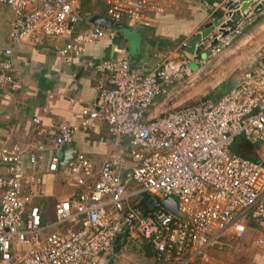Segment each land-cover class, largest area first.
I'll return each instance as SVG.
<instances>
[{"label": "built area", "instance_id": "built-area-1", "mask_svg": "<svg viewBox=\"0 0 264 264\" xmlns=\"http://www.w3.org/2000/svg\"><path fill=\"white\" fill-rule=\"evenodd\" d=\"M77 2L0 0L12 12L9 42L36 36L62 38L66 43L57 53L69 62L82 53L85 43L116 35L115 30L95 24L75 30L80 20ZM101 2L106 18L120 23H142L147 11L156 8L150 0ZM252 14V9L245 12L226 34H210L204 44L206 56L226 48L250 24ZM196 58L189 53L157 57L143 72L134 71L124 56L96 66L108 73L111 87H98L92 108L82 109L79 127L89 128L99 119L114 145L122 137L127 139L129 152L127 161L113 153L98 169L81 153L66 164L62 177L82 190L55 204L51 222L79 223L78 227L46 231L49 224L44 225L39 208L30 205L34 178L25 176L18 146L0 147V161L6 165V175H0V264L12 260L97 264L100 255L111 253L120 233L146 241L156 260L191 264L223 236H245L248 223L264 227V159H250L233 150L239 137L255 153L264 146V54L253 71L245 72L216 98L201 97L155 113L156 98L163 95L159 103L163 102L189 79L193 72L189 64ZM13 72L11 49L6 47L0 52V89L13 84ZM76 130L77 126L59 124L56 149L71 143ZM29 160L35 162L33 156ZM58 160V154L50 158L49 171H56ZM123 172L129 173L124 180ZM127 180L139 190L127 191ZM24 181L30 183L26 193ZM138 193L171 197L179 215L159 206L142 211L133 202ZM248 246L264 255V235L253 232Z\"/></svg>", "mask_w": 264, "mask_h": 264}, {"label": "crops", "instance_id": "crops-1", "mask_svg": "<svg viewBox=\"0 0 264 264\" xmlns=\"http://www.w3.org/2000/svg\"><path fill=\"white\" fill-rule=\"evenodd\" d=\"M227 1L229 0H150L156 8L147 11L146 21L122 22L121 30H115L116 35L113 38L104 36L85 43L82 53L73 56L69 62L57 53L58 48L66 43L62 38L36 36L10 43L8 31L12 12L8 6L0 3V52L10 47L14 67L13 84L0 89V147L18 146L24 174L34 178V193L30 205H36L40 210L41 222L44 225L49 224L46 231H62L79 226V223L53 225L51 222L55 204L82 190L81 186L65 180L62 171L48 170L50 158L59 155L60 148L56 149L54 145L59 124L77 126L68 145L76 150V153L87 157L95 169L113 153H120L126 161L128 159L127 139L122 137L120 142L114 145L107 126L101 120H95L89 128L79 127L82 109L92 108L98 87H111L108 73L96 66L102 61L124 56L128 58L134 71L143 72L148 70L157 57L176 58L179 54L186 55L187 46L183 48L181 44L188 45L206 22L213 17L221 16L224 13L223 5ZM77 5V13L86 12L88 15L106 17L101 0H78ZM78 16L80 20L76 23L75 30H82L88 24H92L87 18ZM263 20L264 7L254 11L249 19L250 24L253 23L255 26ZM259 55L260 53L257 57ZM196 59V63L191 64L197 65L204 60L199 56ZM203 68L197 65L193 71ZM244 73L232 80L217 96L241 79ZM163 97L162 95L160 99L156 98L155 102L159 103ZM35 118L38 120L37 123L33 121ZM236 143L241 155L246 154L249 149L254 150V147L241 137L237 138ZM263 151L264 146L261 147L259 154L256 152L254 155L253 151L254 159H264V156H261ZM31 156L35 158L33 163L29 160ZM5 167L6 165L0 161V175H6ZM23 183V191L26 193L30 183L27 181ZM126 184L127 191H135L126 187ZM138 200L134 198V204L137 205ZM253 232L264 235V227L248 223L246 234L250 237ZM225 237L228 236L221 239ZM223 246L231 249L229 243L220 245L219 241L191 264H228L212 258ZM248 251L250 252V249ZM110 255L111 253L100 255L97 264H107ZM250 255L254 264H264L262 253L254 251L250 252ZM249 263L250 258H247L244 264ZM9 264L17 263L12 260ZM112 264L173 263L156 260L151 246L143 239H130L124 235L121 248L114 256Z\"/></svg>", "mask_w": 264, "mask_h": 264}, {"label": "rangeland", "instance_id": "rangeland-1", "mask_svg": "<svg viewBox=\"0 0 264 264\" xmlns=\"http://www.w3.org/2000/svg\"><path fill=\"white\" fill-rule=\"evenodd\" d=\"M241 37L235 43H230L222 51H226L232 48L241 39ZM258 53L264 54V31L255 35V37H253L249 41V43L237 50L236 53L234 52V54L228 56L227 59H224L222 63L215 68L212 67L213 62L216 56H218L219 54L209 55L205 57L208 52L206 49L202 50L198 56L204 60L200 64H197L199 68L204 67L203 70L200 69V76L196 81H193L192 83H186L187 78L184 82H180L181 84L177 86L178 88H176V91L178 93H176L173 99L170 100L168 106L166 105L162 110L168 108L172 109L179 106L181 107L182 105L190 104L197 98L217 96L220 91L224 89V87H226L232 80L238 78L242 73L250 71L257 67L255 59L258 58ZM197 65L190 63V71H193ZM176 85L174 86L176 87ZM161 96L162 95L158 96L157 99H160ZM158 111L160 110H154L155 113H157ZM253 151L254 150H250V153H252ZM261 156H264V151L261 152ZM126 187H129L130 189H133L135 191L139 190L138 186L129 181L126 184ZM140 197V193L134 196L135 199H140ZM248 239L249 235L247 234L240 239H234L231 237H225L224 239H221L220 245H223L225 242H227L231 245V249H228L227 247L224 248L223 246L221 249H219V252H217V254H213L212 258H214V260H220L228 264H244L247 258H250L249 264H254L252 256L250 255V252L254 253V250L249 248ZM237 247H239L240 249H235ZM233 249L237 251H232ZM249 249L250 252L248 251ZM233 257H235L236 260H233Z\"/></svg>", "mask_w": 264, "mask_h": 264}, {"label": "water", "instance_id": "water-1", "mask_svg": "<svg viewBox=\"0 0 264 264\" xmlns=\"http://www.w3.org/2000/svg\"><path fill=\"white\" fill-rule=\"evenodd\" d=\"M264 7V0H229L223 5L224 13L221 16H216L210 19L203 25L202 30L194 35L187 45V53L191 55L198 56L204 48L205 41L208 39V36L212 34L214 36L217 32L226 34L227 31L234 30L237 22L242 18V16L249 9L252 11L261 10ZM78 15L82 18H87L89 22L95 25H100L102 27L110 28L113 30H121L122 24L119 22H113L106 17L99 15H88V13L78 12ZM87 16V17H86ZM255 27V26H254ZM252 27L249 31H251ZM211 36V35H210ZM215 39L213 38L211 43H214ZM225 92V90L223 91ZM76 150H74L70 145L65 144L59 149V160L57 163V171L61 172L66 164L72 160L75 156ZM128 172H123L121 175L122 180L128 176ZM137 206L144 212L151 211L155 207H162L173 215L178 216L179 212L176 208V203L171 197H150L147 193H142L140 199L137 202ZM124 238V233H120L114 240L112 246V252L109 257L107 264H112L114 256L119 252Z\"/></svg>", "mask_w": 264, "mask_h": 264}, {"label": "bare ground", "instance_id": "bare-ground-1", "mask_svg": "<svg viewBox=\"0 0 264 264\" xmlns=\"http://www.w3.org/2000/svg\"><path fill=\"white\" fill-rule=\"evenodd\" d=\"M264 31V21L260 22L259 24H257L251 31H249L248 33L244 34L241 39L229 50L226 51H222L218 56H216L214 62H213V66L212 67H218L222 61L224 59H227L228 56L234 54V52L236 53L237 50H239L241 47L245 46L247 43H249V41L255 37V35H257L258 33ZM200 69H197L195 71H193L190 75H189V79H187L186 83H192L193 81H196L197 78L200 76ZM178 93L176 91V88H173L172 92L169 94V96L164 99L163 102L158 103L156 105V107L154 109H159L162 110L164 109V107L170 102L171 99H173L174 95Z\"/></svg>", "mask_w": 264, "mask_h": 264}, {"label": "trees", "instance_id": "trees-1", "mask_svg": "<svg viewBox=\"0 0 264 264\" xmlns=\"http://www.w3.org/2000/svg\"><path fill=\"white\" fill-rule=\"evenodd\" d=\"M254 24L252 23V24H250V25H248L247 27H245L244 29H243V31L238 35V36H236L235 38H234V40H232V42L231 43H235L243 34H245V33H247L250 29H251V27L253 26ZM160 101V100H159ZM158 102V101H157ZM238 149H239V147L237 146V143H236V140L234 141V145H233V150L235 151V152H237V153H239L240 154V152H238ZM247 150V149H246ZM252 150V149H251ZM249 151H250V149H249ZM249 151H246V154H242V155H244V156H246V157H248V158H250V159H254V157H253V154L252 153H250ZM247 152H249L248 154H247Z\"/></svg>", "mask_w": 264, "mask_h": 264}]
</instances>
